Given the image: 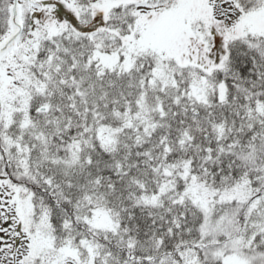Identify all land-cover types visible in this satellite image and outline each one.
I'll return each mask as SVG.
<instances>
[{
    "label": "snow or ice",
    "instance_id": "1",
    "mask_svg": "<svg viewBox=\"0 0 264 264\" xmlns=\"http://www.w3.org/2000/svg\"><path fill=\"white\" fill-rule=\"evenodd\" d=\"M0 264H264V0H0Z\"/></svg>",
    "mask_w": 264,
    "mask_h": 264
}]
</instances>
